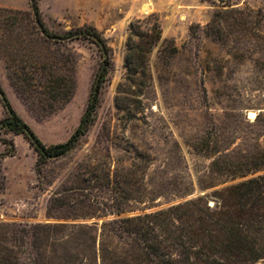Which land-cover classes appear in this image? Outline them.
I'll use <instances>...</instances> for the list:
<instances>
[{
	"label": "rangeland",
	"instance_id": "rangeland-1",
	"mask_svg": "<svg viewBox=\"0 0 264 264\" xmlns=\"http://www.w3.org/2000/svg\"><path fill=\"white\" fill-rule=\"evenodd\" d=\"M37 5L49 32L95 27L112 66L91 123L63 154L39 161L0 125V264H190L189 200L220 207L219 193L251 176L240 165L264 149V0ZM136 19L162 36L128 71ZM100 61L88 40L47 39L28 0H0V87L45 145L78 127Z\"/></svg>",
	"mask_w": 264,
	"mask_h": 264
},
{
	"label": "trees",
	"instance_id": "trees-1",
	"mask_svg": "<svg viewBox=\"0 0 264 264\" xmlns=\"http://www.w3.org/2000/svg\"><path fill=\"white\" fill-rule=\"evenodd\" d=\"M34 22L47 39L69 41L85 39L94 43L100 53L101 61L92 81L87 107L76 130L67 141L59 144L45 145L34 131L21 119L11 107L0 87V101L4 117L0 125L14 134H22L29 146L37 153L38 160L44 161L56 157L71 149L80 135L84 134L91 123L92 114L98 104V93L107 75L111 71V48L104 37L93 26H85L58 35L49 32L44 26L37 0H28ZM141 19H136L129 27L127 35L125 66L128 71H136L145 65L146 54L151 51L162 36L157 22L147 31L140 30ZM175 50V47H173ZM6 144V139L0 140ZM12 145V143H10ZM245 157V156H244ZM212 162V166L218 164ZM225 165L226 170H230ZM241 177L245 179L225 187L219 194L220 207L205 209L199 205L201 199L189 200V260L190 264H264V149L258 150L250 159L242 163ZM262 173H256V172ZM177 206L167 211L144 214L145 219L170 214ZM140 218V216H137ZM150 248L148 243H143ZM151 248L156 249L153 245Z\"/></svg>",
	"mask_w": 264,
	"mask_h": 264
},
{
	"label": "water",
	"instance_id": "water-1",
	"mask_svg": "<svg viewBox=\"0 0 264 264\" xmlns=\"http://www.w3.org/2000/svg\"><path fill=\"white\" fill-rule=\"evenodd\" d=\"M197 195V194H196Z\"/></svg>",
	"mask_w": 264,
	"mask_h": 264
}]
</instances>
